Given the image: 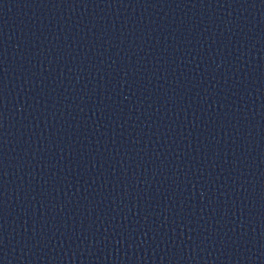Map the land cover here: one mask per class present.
<instances>
[{
	"label": "water",
	"instance_id": "obj_1",
	"mask_svg": "<svg viewBox=\"0 0 264 264\" xmlns=\"http://www.w3.org/2000/svg\"><path fill=\"white\" fill-rule=\"evenodd\" d=\"M0 264H264V0H0Z\"/></svg>",
	"mask_w": 264,
	"mask_h": 264
}]
</instances>
